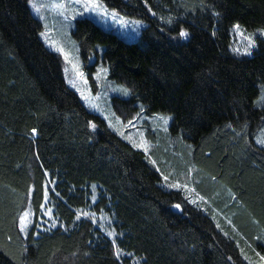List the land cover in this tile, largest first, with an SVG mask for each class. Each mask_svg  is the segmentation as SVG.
Masks as SVG:
<instances>
[{"label": "trees", "instance_id": "obj_1", "mask_svg": "<svg viewBox=\"0 0 264 264\" xmlns=\"http://www.w3.org/2000/svg\"><path fill=\"white\" fill-rule=\"evenodd\" d=\"M102 1L146 25L128 43L76 20L90 83L101 62L130 90L111 102L124 122L142 108L171 115V136L190 146L171 161L198 168L214 206L164 185L145 152L83 103L29 0H0V264H250L238 243L264 257V40L250 57L231 51L235 23L264 29V0Z\"/></svg>", "mask_w": 264, "mask_h": 264}, {"label": "rangeland", "instance_id": "obj_2", "mask_svg": "<svg viewBox=\"0 0 264 264\" xmlns=\"http://www.w3.org/2000/svg\"><path fill=\"white\" fill-rule=\"evenodd\" d=\"M57 2L63 3L65 7L63 9L53 7L52 5ZM100 2L105 5L102 0H100ZM33 4L36 5L35 8ZM29 5L33 14L43 23L42 33H45V35H41L42 40L49 49L60 54L63 58L65 63L64 75L67 83L78 93L83 103L92 112L100 115L112 131L132 146L142 143L147 145V152H145L142 147H134L145 152L148 159L158 167L161 171L164 185L172 189L183 190L191 203L192 201H196V203L192 204L214 206L205 194L200 192L197 186L199 181L195 179V171H197L198 168L194 166L186 173L182 170L183 165L179 166L171 161L172 153L178 152L176 150L177 146H181L187 153H189L190 150V146L186 142L179 141L171 136L170 125L172 116L164 113H146L145 109L142 108L135 118L124 122L114 113L111 102L114 96L124 98L130 97V90L126 86L110 79L108 69L101 62L96 64V83L94 86L90 83L83 69L79 56L78 44L72 35L76 20L82 18L91 19L102 28L113 31L128 43L137 42L139 40L142 30L146 25L145 22L141 18L128 16L116 10L115 11L119 14L116 21H113L110 17L101 18L96 13L86 11L83 4L76 3V0H33L32 3L29 2ZM41 5H43V7H40ZM36 8H39V11H37ZM120 20H124L125 23L121 24L119 22ZM237 24L240 26L239 30L234 27ZM262 30L264 29L248 31L239 23H235L232 27L231 51L233 54L238 57L252 56L258 48L260 41L264 40V31ZM249 37L255 40L256 47L251 49V55H244L242 53L244 48L247 47ZM58 47H62L64 52L58 51ZM104 48L103 45H98L97 47L99 53H102ZM236 48L241 50L240 53L234 51ZM65 53L67 54V59H65ZM91 61H96V55L93 56ZM74 64L77 65L79 71L84 73L83 80L77 77L76 69L73 68ZM98 72L100 73L99 78H97ZM69 80H75L76 86L73 87L69 83ZM124 89L127 90V95L124 94ZM81 92H83L85 96H88L91 105H96V107L91 106L89 101H86L81 95ZM161 117L167 119V124L164 123ZM109 122H111V125H114V127L110 126ZM121 133H123V135H121ZM179 157L180 161L185 160L186 162L187 158L184 154H181ZM165 176L168 177L167 180L164 179ZM177 183L182 186L187 185V187L174 188L169 186ZM175 210H180V208L175 207ZM214 212L217 217H222L230 222L226 215L216 207H214ZM28 221L29 217L26 220V226L28 225ZM22 231L25 232L26 227ZM238 244L243 255L247 259L246 261L250 264H264V260L261 258L254 259L252 256H248V252L242 247L241 243Z\"/></svg>", "mask_w": 264, "mask_h": 264}, {"label": "snow or ice", "instance_id": "obj_3", "mask_svg": "<svg viewBox=\"0 0 264 264\" xmlns=\"http://www.w3.org/2000/svg\"><path fill=\"white\" fill-rule=\"evenodd\" d=\"M29 2L32 3L33 0H29ZM76 3H82L86 11L96 13L101 18H108V17H110L113 21H116L118 19L119 14L115 10H109L105 5H103L100 2V0H76ZM52 6L55 7V8H57V9H63L65 7L64 4L61 3V2H57V3H55ZM33 7L35 8L36 5L33 4ZM40 7H43V5H41ZM36 10L39 11V8H36ZM119 22L121 24H124L125 23L124 20H120ZM169 23H171V20L170 19H169ZM234 27L237 30H239V28H240V26L238 24L235 25ZM262 31H264V30H262ZM41 35L44 36L45 33H41ZM179 35L181 37L187 38L188 35H189V33L187 31H185V30H181L180 33H179ZM241 35H242V33H241ZM53 43H55V42H53ZM254 47H256V42H255L254 39H252L251 37H249L248 38V41H247V47L244 48L242 54H244V55H251L252 54L251 49L254 48ZM57 50L60 51V52H64V49L62 47H58ZM234 51H236L237 53H240L241 50L239 48H236V49H234ZM67 58H68L67 57V54L65 53V59H67ZM73 68L76 69V75H77V77H79L80 79L83 80L84 73L81 72V71H79L77 65H75V64L73 65ZM99 76H100V73L98 72L97 73V78H99ZM69 83L73 87L76 86L75 80H69ZM85 83H86V81H85ZM123 92H124L125 95H127V90L126 89H124ZM81 95L84 97V99L86 101H89V103L91 105V101H90L89 97L88 96H85L83 92H81ZM91 106L96 107V105H91ZM161 119L164 121L165 124H167V119H165L163 117H161ZM109 123H110V126H113L114 127V125H111V122H109ZM91 126H92L93 129H95V127H96L95 124H92ZM32 131L35 133L36 129H33ZM121 135H123V133H121ZM258 142L261 143V144H264V139H261ZM134 146L135 147H142L145 152L148 151V147L144 143L139 144V145H135L134 144ZM164 179L167 180L168 177L165 176ZM169 186L170 187H174V188H180V187H185L186 188L187 187V185H183L182 186V185H180L178 183L177 184H172V185H169ZM45 199H47V195H45ZM93 200H95V198H93ZM192 203H196V201H192ZM175 207L176 208H180V205L177 204V205H175ZM50 214H51V210H49V215ZM29 215H30L29 212H24V214L20 217L22 230L26 227V220L29 217ZM81 215H83V216H89L90 213L83 212V213H81ZM77 219H80V216L79 215L77 216ZM109 235H115V233L110 232ZM116 255H117V257H119V255H120V250L119 249L117 250ZM261 259L264 260V257H261Z\"/></svg>", "mask_w": 264, "mask_h": 264}]
</instances>
